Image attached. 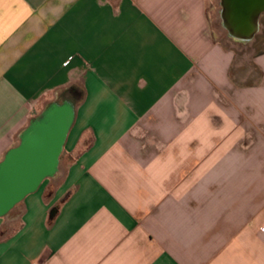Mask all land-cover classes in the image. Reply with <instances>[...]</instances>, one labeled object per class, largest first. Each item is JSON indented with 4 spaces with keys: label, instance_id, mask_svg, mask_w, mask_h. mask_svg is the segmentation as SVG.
Here are the masks:
<instances>
[{
    "label": "crops",
    "instance_id": "0c3cea01",
    "mask_svg": "<svg viewBox=\"0 0 264 264\" xmlns=\"http://www.w3.org/2000/svg\"><path fill=\"white\" fill-rule=\"evenodd\" d=\"M207 7L0 0V161L75 103L57 173L0 217V264H264V40L225 46Z\"/></svg>",
    "mask_w": 264,
    "mask_h": 264
},
{
    "label": "water",
    "instance_id": "95a60500",
    "mask_svg": "<svg viewBox=\"0 0 264 264\" xmlns=\"http://www.w3.org/2000/svg\"><path fill=\"white\" fill-rule=\"evenodd\" d=\"M220 6L222 25L229 36L252 40L259 30L264 0H220ZM74 118L72 100L52 101L20 132L18 143L0 161V217L57 173Z\"/></svg>",
    "mask_w": 264,
    "mask_h": 264
},
{
    "label": "rangeland",
    "instance_id": "374dc122",
    "mask_svg": "<svg viewBox=\"0 0 264 264\" xmlns=\"http://www.w3.org/2000/svg\"><path fill=\"white\" fill-rule=\"evenodd\" d=\"M207 8H208V17H209V23H210L211 29L215 32L218 39L225 46H234V47H237L238 49H244V50L252 49V48H249L247 45H243L241 42H238L236 39L230 37L228 34V31L223 27L221 17H220V10H221L220 0H208ZM254 39H255L254 50L259 51L263 46L261 44L257 45V42L258 41L263 42L264 40V13L260 16L259 31L256 33ZM72 98L73 97L63 96L61 97L60 101L64 99H72Z\"/></svg>",
    "mask_w": 264,
    "mask_h": 264
},
{
    "label": "trees",
    "instance_id": "16d2710c",
    "mask_svg": "<svg viewBox=\"0 0 264 264\" xmlns=\"http://www.w3.org/2000/svg\"><path fill=\"white\" fill-rule=\"evenodd\" d=\"M61 156H62V154L60 155V158H61ZM55 210H56V209L53 210V215H52V216H54V212H55Z\"/></svg>",
    "mask_w": 264,
    "mask_h": 264
}]
</instances>
